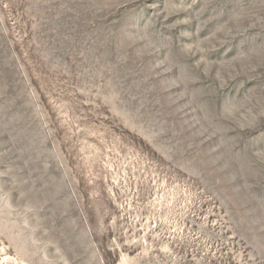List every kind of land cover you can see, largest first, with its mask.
Returning a JSON list of instances; mask_svg holds the SVG:
<instances>
[{
    "label": "rangeland",
    "instance_id": "1",
    "mask_svg": "<svg viewBox=\"0 0 264 264\" xmlns=\"http://www.w3.org/2000/svg\"><path fill=\"white\" fill-rule=\"evenodd\" d=\"M0 264H264V0H0Z\"/></svg>",
    "mask_w": 264,
    "mask_h": 264
}]
</instances>
